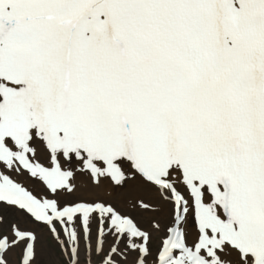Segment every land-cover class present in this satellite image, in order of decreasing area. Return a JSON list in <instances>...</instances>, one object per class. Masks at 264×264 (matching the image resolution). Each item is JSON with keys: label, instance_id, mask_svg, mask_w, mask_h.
I'll use <instances>...</instances> for the list:
<instances>
[{"label": "snow or ice", "instance_id": "6c2138e0", "mask_svg": "<svg viewBox=\"0 0 264 264\" xmlns=\"http://www.w3.org/2000/svg\"><path fill=\"white\" fill-rule=\"evenodd\" d=\"M0 264H264V0H0Z\"/></svg>", "mask_w": 264, "mask_h": 264}]
</instances>
